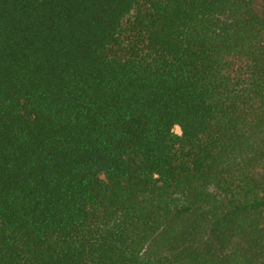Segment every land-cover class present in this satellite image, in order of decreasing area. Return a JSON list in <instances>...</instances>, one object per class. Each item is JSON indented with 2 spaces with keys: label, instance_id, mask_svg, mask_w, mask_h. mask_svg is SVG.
I'll use <instances>...</instances> for the list:
<instances>
[{
  "label": "trees",
  "instance_id": "trees-1",
  "mask_svg": "<svg viewBox=\"0 0 264 264\" xmlns=\"http://www.w3.org/2000/svg\"><path fill=\"white\" fill-rule=\"evenodd\" d=\"M0 264H264V0H0Z\"/></svg>",
  "mask_w": 264,
  "mask_h": 264
},
{
  "label": "rangeland",
  "instance_id": "rangeland-1",
  "mask_svg": "<svg viewBox=\"0 0 264 264\" xmlns=\"http://www.w3.org/2000/svg\"><path fill=\"white\" fill-rule=\"evenodd\" d=\"M174 132H175V133H179V129H178V128H175V129H174Z\"/></svg>",
  "mask_w": 264,
  "mask_h": 264
}]
</instances>
